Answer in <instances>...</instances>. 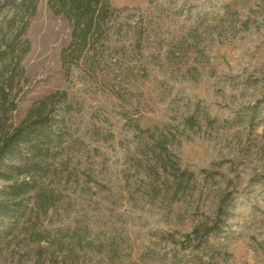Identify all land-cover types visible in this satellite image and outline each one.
<instances>
[{"label":"rangeland","instance_id":"obj_1","mask_svg":"<svg viewBox=\"0 0 264 264\" xmlns=\"http://www.w3.org/2000/svg\"><path fill=\"white\" fill-rule=\"evenodd\" d=\"M48 1L19 66L0 65L16 105L0 137L67 93L38 189L0 219V264H264V0H108L101 42L70 72V23Z\"/></svg>","mask_w":264,"mask_h":264},{"label":"trees","instance_id":"obj_2","mask_svg":"<svg viewBox=\"0 0 264 264\" xmlns=\"http://www.w3.org/2000/svg\"><path fill=\"white\" fill-rule=\"evenodd\" d=\"M0 3V14L2 8L7 9L0 21V65L11 62L17 68L29 50L27 41L22 46L19 41L37 12L38 0H4ZM48 3L54 15L70 23V42L61 54L63 68L70 72L74 64L101 42L112 8L108 0H49ZM12 81L13 75L9 78V82ZM66 95L64 91L57 92L40 100L21 124L0 137V219L22 217L25 203L38 189L31 174L38 172L41 164H48L54 154L59 139L55 130V124L59 123L53 110L55 99ZM8 96L6 88L0 85V110L6 113L16 110L13 102L7 106ZM156 147L161 157L169 156L166 140L157 142ZM219 213L223 216L225 211L220 208ZM219 223L196 227L187 235V244L201 243L207 234L221 229Z\"/></svg>","mask_w":264,"mask_h":264}]
</instances>
